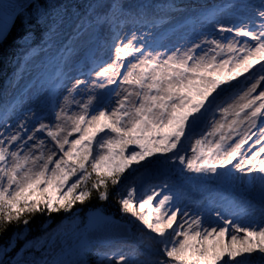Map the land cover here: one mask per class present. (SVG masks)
Here are the masks:
<instances>
[{
  "label": "snow or ice",
  "instance_id": "snow-or-ice-1",
  "mask_svg": "<svg viewBox=\"0 0 264 264\" xmlns=\"http://www.w3.org/2000/svg\"><path fill=\"white\" fill-rule=\"evenodd\" d=\"M0 56V264H264V0H0Z\"/></svg>",
  "mask_w": 264,
  "mask_h": 264
},
{
  "label": "trees",
  "instance_id": "trees-1",
  "mask_svg": "<svg viewBox=\"0 0 264 264\" xmlns=\"http://www.w3.org/2000/svg\"><path fill=\"white\" fill-rule=\"evenodd\" d=\"M208 1H210V0H193V2H202V3H205ZM21 30H22V26L20 24H17V26L13 29V32H12V39H10V41H9L10 46L12 45L15 36L18 35L21 32ZM4 71H5L4 61H3L2 56H0V82L3 81ZM112 210L115 211V205L114 204L112 205ZM5 238L6 237H0V242H2L3 239H5Z\"/></svg>",
  "mask_w": 264,
  "mask_h": 264
},
{
  "label": "rangeland",
  "instance_id": "rangeland-1",
  "mask_svg": "<svg viewBox=\"0 0 264 264\" xmlns=\"http://www.w3.org/2000/svg\"><path fill=\"white\" fill-rule=\"evenodd\" d=\"M219 2H221V0H210V1L205 2V3L212 4V3H219ZM223 2H227V0H223ZM190 195L192 196L193 199H198L200 197V193L198 191H196L195 189H193L190 192Z\"/></svg>",
  "mask_w": 264,
  "mask_h": 264
}]
</instances>
